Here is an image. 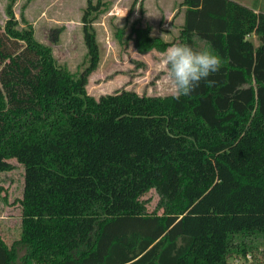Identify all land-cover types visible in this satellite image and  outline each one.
Masks as SVG:
<instances>
[{
    "label": "trees",
    "instance_id": "trees-1",
    "mask_svg": "<svg viewBox=\"0 0 264 264\" xmlns=\"http://www.w3.org/2000/svg\"><path fill=\"white\" fill-rule=\"evenodd\" d=\"M86 1L81 22L88 59L78 73L57 62L52 49L34 38L30 23L18 22L7 11L0 25V172L8 167L1 158L21 155L28 144L51 150L61 175L68 174L70 163L56 151H70L80 142L106 148L108 155L133 151L142 160L117 181L112 197L99 190V197L81 201L77 218L60 211L45 214L43 202L32 205L29 190L23 203L43 217L44 227L24 231L11 245L0 236V264H229L230 258L254 251L264 262V12L234 0H182L178 43L219 56V71L179 99L123 88L94 97L86 89L100 59L94 13L105 0ZM132 31L140 53L169 46L145 27ZM117 119L127 124L118 125ZM91 127L110 131L93 137L83 130ZM38 158L50 160L41 153ZM210 163L215 181L205 196L226 214L254 219L253 224L224 225L223 236L216 239L185 232L194 169L207 173ZM169 172L174 198L160 188ZM150 173L144 188L157 194L152 210L148 199L134 194L124 198L135 209L107 214L122 186L133 179L142 183ZM83 224L84 229L77 227Z\"/></svg>",
    "mask_w": 264,
    "mask_h": 264
},
{
    "label": "rangeland",
    "instance_id": "rangeland-1",
    "mask_svg": "<svg viewBox=\"0 0 264 264\" xmlns=\"http://www.w3.org/2000/svg\"><path fill=\"white\" fill-rule=\"evenodd\" d=\"M180 4L181 0H105L101 9L94 13L96 16L93 28L100 59L97 68L88 78L87 92L98 97L123 88L134 90L138 94H171L164 74L157 68L158 54L162 51H136L132 29L134 26L145 27L150 35L169 43V46L178 43L184 18V8ZM86 6V0H0V25L6 21L7 11L10 9L18 22L25 21L32 25L34 38L52 49V54L59 64L66 66L73 73H78L87 65L88 59L81 22ZM248 37L259 44L253 34ZM199 45L203 46L200 41ZM116 123L127 124L120 119H117ZM83 130L90 136L102 137L110 128L91 127ZM40 149L39 146L28 144L21 155L13 157L9 166L0 172V231L8 241L22 236L24 231L19 229L26 227L27 222L21 219L33 215L31 209L34 208H28L29 204L23 203L25 193H31L29 190L32 191V205L43 202L45 214L51 213L54 216L60 211L69 218H77L82 214L81 201L99 197V190L106 191L101 195L112 197L117 189V181L128 173L127 169L139 167L142 160V155L133 151L126 152L123 149L118 154L108 155L106 148L91 149L80 142L70 151H56L57 155L70 163L68 174L61 175L53 167V164L57 165L51 160L55 154L51 150L45 152ZM40 153L50 160L47 163L46 160L41 161L38 158ZM235 153L240 156L242 150L237 149ZM199 168L195 167L193 181L188 190L190 201L201 200L205 190L215 181L212 174L215 170L213 163H210L207 173H201ZM154 173L153 175H159L161 170ZM137 175L138 173L135 174L136 177ZM151 175L152 173L144 178L142 183L133 179L122 186L117 200L107 206V214H114L123 209H135L136 206L124 198L134 194L138 199H148L147 207L152 210L158 197L154 188H144ZM36 193L38 194L35 195ZM201 202L203 204V201ZM202 204L199 207H203ZM207 204L213 211L194 217V221H204L205 225H210V231H218L226 224H220V204L217 201ZM191 212L192 209L189 213ZM222 219H226L229 225L254 223V219L249 216H240L233 220L227 217ZM194 221L187 219L186 224L188 227H196L195 231L205 230L204 224L196 226ZM261 224H264V221ZM77 227L84 229L86 224ZM252 256L259 259L256 251ZM238 258L241 262L237 264L248 262L246 257ZM229 264H236L234 257L229 259Z\"/></svg>",
    "mask_w": 264,
    "mask_h": 264
},
{
    "label": "clouds",
    "instance_id": "clouds-1",
    "mask_svg": "<svg viewBox=\"0 0 264 264\" xmlns=\"http://www.w3.org/2000/svg\"><path fill=\"white\" fill-rule=\"evenodd\" d=\"M157 68L164 74L174 98L189 95L201 80L219 71L222 61L206 48L175 43L158 54Z\"/></svg>",
    "mask_w": 264,
    "mask_h": 264
},
{
    "label": "crops",
    "instance_id": "crops-1",
    "mask_svg": "<svg viewBox=\"0 0 264 264\" xmlns=\"http://www.w3.org/2000/svg\"><path fill=\"white\" fill-rule=\"evenodd\" d=\"M234 1H237V2H239L241 4H243V5H246V6L250 7V8H252L255 12H260V11L264 12V0H234ZM181 2H182V0H181ZM253 36H254V38H256L255 35H253ZM254 44L258 45L256 43H254ZM13 157H16V156H12V157H10L8 159L1 158L2 165L9 166V162H11V159ZM212 174L215 177L214 171H212ZM171 178L173 179L172 174L169 172L168 175H167L166 180L160 185V188L162 190H164L170 197L174 198L175 197V182L173 183L171 181ZM174 180H176V179H174ZM189 188H188V190H189ZM207 189L205 190V192L207 191ZM155 194H156V192H155ZM189 198H190V196H189ZM201 201H203V204H202L203 207H199L200 204L202 203ZM190 202H191V204H190L189 208L185 212V230H186L185 232L188 233V234L194 235V236H203V237H207V235L213 234V235H210L211 238H212V236H213V238H221L223 236V228L224 227L219 229L218 231H210V227H209L210 225L209 224L205 225L204 221H200L199 223L194 221V217L202 216V214H208V213H210V211H213V210H211L212 208H210L207 203L215 202V201H213V199L209 200L204 195V197H202L201 200L200 199H198L197 201L196 200H191ZM204 203H205V205H204ZM191 209H192V212L189 213V211ZM217 209H215V210H217ZM218 210L221 213V216H220V224L221 225L224 224V223L228 224V222H226L227 220L225 219V221H224L222 219V217H224V218L227 217L228 219H232V220H233V218H236L235 215L224 213L222 211V210H224L222 206H220V208ZM202 211H206L207 213H203ZM31 212H33V211L31 210ZM199 214H201V215H199ZM37 215H38L37 213L35 214V212H33L32 216H27V217L22 218L21 220H26L27 227H20L19 231H26V230L27 231H35V232L36 231H41L42 228L44 227V225L42 223L43 217L40 218ZM189 215H191V216H189ZM214 215H215V213H214ZM187 219H193V221H194L196 226H198L199 224H204L205 230L204 231H195L196 227H194V226L193 227H188V225L186 224ZM212 229H213V227H212ZM1 232L2 231H0V233ZM0 236L2 237V239L8 245H11V243L14 241V239L8 241L6 239V236L2 235V233L0 234Z\"/></svg>",
    "mask_w": 264,
    "mask_h": 264
},
{
    "label": "built area",
    "instance_id": "built-area-1",
    "mask_svg": "<svg viewBox=\"0 0 264 264\" xmlns=\"http://www.w3.org/2000/svg\"><path fill=\"white\" fill-rule=\"evenodd\" d=\"M238 259H239L238 257H234V263L237 264L238 262H241ZM246 259L248 260V262L246 264H264L263 261H261L259 259H254L251 254H247L246 255Z\"/></svg>",
    "mask_w": 264,
    "mask_h": 264
}]
</instances>
